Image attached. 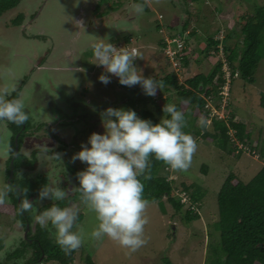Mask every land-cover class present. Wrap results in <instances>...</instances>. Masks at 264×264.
<instances>
[{
  "label": "rangeland",
  "instance_id": "rangeland-1",
  "mask_svg": "<svg viewBox=\"0 0 264 264\" xmlns=\"http://www.w3.org/2000/svg\"><path fill=\"white\" fill-rule=\"evenodd\" d=\"M89 1L23 0L17 8L0 18V95L7 99L17 92L23 81L27 80V88L20 94L19 99L22 100L25 111L29 113L30 118L26 124L30 127L33 124L34 127H31L30 135L24 139L20 151L28 159H31L33 152L39 153L34 169L23 167L20 174L25 175L27 172L32 181L38 182L47 173L49 177L47 184L61 187L66 193L65 199L78 190L77 174L87 167L79 160L73 162L72 157L82 150L81 145L87 143L91 134H103L105 131L101 124L100 112L109 107L119 106L134 109L145 102L147 108H151L162 119L164 116H160L157 106H160V102L165 101L168 96L164 90H158L157 95L152 97L155 102L152 105L139 85L131 88L122 86L114 76L109 84L101 83L98 78L105 73V69L98 66V61L93 57L94 44L102 40L104 43H112L117 49H135L139 57L134 62L135 66L146 78L155 79L165 73L174 72L182 83L187 72L189 77L200 73L209 74L219 62L224 65L226 54L223 52V46L227 37L229 35L232 37L227 42L229 46L235 47L238 44L242 46L240 17L253 11L256 5L264 6V0H206L198 6L191 4L189 0H144L150 9L149 12L144 10L142 13H136L132 7L136 0H107L105 5L113 7L115 11L103 17L107 19L105 24L100 25L101 21L95 20L88 27L89 32L96 35L94 39L86 41L83 38V41H78L79 38H76L78 45H73L71 51L64 55L72 59L73 63L68 64L60 59L57 60L59 65L57 67L53 66L55 63L52 66L47 65L50 61L49 55L54 53L52 51L54 43L58 47L61 44L71 46L69 31L74 29L73 23L83 15L81 6ZM187 11L192 15L191 19H188ZM98 14V11L94 13L95 18L99 17ZM21 15L23 16L21 25H14V21ZM123 22L128 23L122 27ZM187 22L189 31L183 37L189 39L188 44L185 38L175 37ZM115 24L121 27L116 32L114 28L111 31L103 29L113 27ZM158 25L159 31L156 30ZM82 28L85 29V26ZM191 28L195 29L198 35L190 39ZM130 37L131 45L125 47L124 40ZM211 37L219 41L220 46L208 50L205 39ZM162 40L167 45L163 50L160 44ZM175 48L179 52L189 51L191 63L186 70L181 59L175 57ZM200 49L205 54L198 53L197 57L192 58V50ZM42 64L44 66L40 69ZM38 66L40 68L37 72L35 69ZM224 69L226 72L229 70L226 65L222 72ZM34 71L35 73H32ZM254 78V84H246L242 78H233L230 84L232 93L228 95L229 97L219 94L214 98L215 101H211L209 108L214 111L218 105L221 110H218V114L216 111L213 114L223 119H229L233 113L234 122L244 123L248 132L252 134L253 140L250 145L244 146L237 142L238 147L244 150L239 156V151L229 154L220 150L216 143L196 140L198 147L192 157L191 166L186 171H176L169 167L165 174L174 182L175 197L186 203L183 204V210L176 211L166 198L160 202L148 203L145 211L148 223L143 234L145 243L136 252L129 253L127 249L106 236L100 240H92L89 234L97 224L95 214L89 211L80 199L64 205L83 215V220L78 225L83 230L84 242L82 250L77 255L76 264H87L88 258H91L94 264H165L167 258L172 264H210L208 257L211 255L212 245L217 247L221 239L220 232H215L214 224L220 219L218 197L226 179L230 174H235L244 183H250L264 167V159L259 150L254 152L252 149V147L261 149L264 143V108L261 106V96L264 94V59L259 63ZM217 79L218 77L215 81ZM38 82L43 91L50 90L53 94L59 89L63 91L57 96L59 100L66 94L67 97L72 95L76 102H81L89 109L81 107L83 110L77 113L80 116L75 118L72 112H68L74 120L69 119L65 128H59L53 120L43 117L47 111L43 109V105H39L35 96L39 91L35 84ZM55 88L58 90L54 91ZM67 97L63 100L64 106L70 103L67 102ZM54 101L57 103L56 98ZM225 103L226 108L223 109ZM93 109H96V112ZM40 110L41 113L38 115L37 112ZM42 117L45 125L38 130L36 126L41 125L43 121L38 118ZM9 124L3 122L1 125L6 137L1 136L0 129V184H8L7 164L12 151L11 144L7 142L12 136L8 129ZM231 134L234 135L235 131H231ZM54 151L59 153L55 155ZM203 166L208 167L206 175ZM182 183L188 185L196 183L206 189V195L199 206V219L190 224L184 218L186 210L191 211L189 204L191 202L188 195L182 192ZM56 202L62 201L49 199L38 201L37 208L41 209L43 205L52 206ZM35 216L33 215L32 219V229H35L37 223ZM48 229L51 238L56 241L55 229H51V225ZM76 230L75 228L74 231ZM23 235L24 227L18 218L0 214V238L5 242V247L0 253L1 261L5 260L7 253L19 247ZM31 256V252L27 253L26 258L16 260V264H25Z\"/></svg>",
  "mask_w": 264,
  "mask_h": 264
},
{
  "label": "trees",
  "instance_id": "trees-1",
  "mask_svg": "<svg viewBox=\"0 0 264 264\" xmlns=\"http://www.w3.org/2000/svg\"><path fill=\"white\" fill-rule=\"evenodd\" d=\"M22 1L23 0H0V18L9 11L17 8ZM205 1L206 0H189V2L195 6ZM139 2H142L145 6L144 10L149 12L150 9L146 2L144 0H139ZM106 3L107 0L99 1V5L96 9V12H99V16H108L112 11H115L113 7L105 5ZM102 8H104V10H102ZM187 15L188 19L192 18L189 11H187ZM240 19L241 34L243 36L240 44H242V46L239 44L235 47L229 46L227 42L232 38L229 35L224 43L223 52L226 54L227 62L232 70L239 71L240 78H242L246 84H254V75L259 67V63L264 59V6L256 5L253 11L240 17ZM22 21L23 16L21 15L14 21V25L19 26ZM188 22H190V20H188ZM188 22L182 27L181 32L175 35L176 38H185L186 44L189 43V39L183 36L189 31ZM156 30H160L159 25ZM197 35L196 30L191 28L189 38L197 37ZM131 38L132 37L124 40L125 47L131 45ZM205 40L208 50L220 46V42L214 40V37L206 38ZM160 44L162 50L167 46L164 40H162ZM183 52L179 53L177 58L181 59L184 64V70H186L190 67L191 62L188 56L189 51L184 50ZM217 52H219V49H217ZM198 53L200 55L205 54L201 49L199 51L192 50V58L197 57ZM168 63L167 65L169 66L170 64ZM222 69L223 64L219 62L209 74L200 73L196 76L189 77L187 72L182 83L174 72L165 73L162 77L155 78V80L163 82L164 87L161 90H164L168 95L165 101H161L160 106H157L158 112L160 116H165L163 112L164 106L166 104H176L177 108L183 111L186 118V126L183 130L190 134L195 141L204 140L213 142L216 143L223 152L234 154L236 151H239L238 155L240 156L244 150L239 149L237 142H240L241 145L248 146L253 140L252 134L248 132L247 126L241 122H234L235 116L233 113L230 114L229 119H223L219 115L213 114V111L208 108L209 100L215 101L214 98L221 94L222 88L226 84V80L222 75ZM217 77L218 79L215 81ZM231 93L232 87L230 89V94ZM17 97V93H13L7 99H17ZM147 98L150 104L153 105L155 103L152 97ZM181 100H187L188 103L181 104ZM163 104L164 106H162ZM146 105L147 104L144 102L141 103L138 108L131 110H134L141 119L151 120L154 124L160 123L161 119L159 114H156L151 108H147ZM261 106L264 108V94L261 96ZM124 109L130 108L127 107ZM216 109L221 110L218 105ZM201 118L209 122L206 127L202 128L199 126L198 121ZM24 126L25 129H23V126L17 127L14 124H9L10 130L13 132V154L16 151V136L20 134L17 145L20 150L24 139L30 135L31 127L27 124H24ZM231 131H235V134L232 135ZM252 149L254 152L259 150L264 159V143L261 149L258 147H252ZM33 158V161H29L18 152L16 158L12 155L9 159L6 180H10L11 186H15V188L13 187V191L10 193L12 203L0 205V214L18 218L24 229H26L27 225V221L24 218L25 216L24 214L19 215L17 213L20 194L22 195V200L25 193H27V198L31 201L37 192V187L42 188L46 182L43 180L42 186H40L41 183L36 181L34 185L30 178L19 177L18 171L21 168L26 167L30 170L34 169L36 163L35 154H33ZM167 168H169V166L164 162L156 161L154 158L151 160V178L145 180L144 177H140L141 181L144 183L143 197L148 203L160 202L166 198L176 211L181 212L184 205L175 197L176 190L174 189V182L170 181L169 178L165 176ZM203 169L206 175L208 173V167L203 166ZM11 171L14 172L13 176H11ZM181 187L182 192L186 193L192 204H195L199 209L201 201L206 195V189L196 183L190 185L182 183ZM16 188L19 189V192L16 191ZM72 198L81 200L80 192L77 190ZM66 203L67 202L64 200L57 205L59 207H64ZM218 204L220 219L214 225L215 232H220L221 239L219 243L217 242V247L212 245V251L210 253L211 255L208 257V262L210 264H264V167L250 183H244L235 174H230L219 192ZM49 206L45 207V209L49 208ZM190 210L191 211L186 210L184 218L188 224L199 219V214L195 213V209L194 211H192V209ZM25 215L29 219L28 223L31 224V231L28 233V239L22 241L21 247L16 248L11 253H7L5 260H0V264H10L12 261H14V263L11 264H16V260L26 258L29 252H31L32 256L25 264H47L50 262L58 264H76L77 255L79 251L82 250V246L70 255L65 254L56 244V241L51 238L50 230L47 227L41 228V226L36 223L35 229H32V219L27 213H25ZM82 220L83 215L79 214L77 224ZM4 247L5 242L0 238V253L3 251ZM87 264H94L91 258H88ZM165 264H172V262L167 258Z\"/></svg>",
  "mask_w": 264,
  "mask_h": 264
},
{
  "label": "clouds",
  "instance_id": "clouds-1",
  "mask_svg": "<svg viewBox=\"0 0 264 264\" xmlns=\"http://www.w3.org/2000/svg\"><path fill=\"white\" fill-rule=\"evenodd\" d=\"M132 7L136 13H142L145 6L137 0ZM93 57L98 61L97 65L105 69V73L98 78L104 85L109 84L114 76L122 86L131 88L139 85L148 97H155L157 91L164 87L163 82L146 78L140 69L138 71L134 63L139 58L135 49H117L112 43L101 40L93 45ZM225 65L231 73V81L240 78L239 71L232 70L227 58L223 68ZM223 72L225 78L226 73ZM180 103L188 101L181 100ZM163 112L165 116L160 123L154 124L151 120L141 119L134 110L109 107L100 112L104 133L91 134L87 143L81 145L82 150L72 157L73 162L79 160L87 165L84 171L77 174V189L81 202L95 214L97 224L89 234L92 240L106 236L129 253L136 252L145 243L143 234L148 223L145 215L148 202L143 197L144 183L140 177L145 180L151 178L153 158L176 171H186L191 166L198 145L183 130L186 126L183 111L173 103L166 104ZM29 118L21 99L9 100L0 95V121L20 127ZM208 123L204 118L198 121L202 128ZM12 191L13 186L0 184V205L7 202ZM16 191L19 192V189ZM65 198L66 193L59 186L45 184L39 192V201H63ZM189 204L192 211L195 209V213L200 214L195 204ZM33 207V202L25 193L17 213L23 215ZM78 217L77 210L61 208L54 203L34 219L41 228L51 225L55 229L56 244L70 255L84 242L83 230L77 224ZM74 228L77 230L73 231Z\"/></svg>",
  "mask_w": 264,
  "mask_h": 264
},
{
  "label": "flooded vegetation",
  "instance_id": "flooded-vegetation-1",
  "mask_svg": "<svg viewBox=\"0 0 264 264\" xmlns=\"http://www.w3.org/2000/svg\"><path fill=\"white\" fill-rule=\"evenodd\" d=\"M99 1L100 0H90L89 3H87V4L85 3V5L83 4V6H81L82 9H80V10H81V12L83 13L84 16L83 15H82V17L79 16L78 20L73 23V25H74L73 28L74 29L71 30V31H69V34H68V37H69V39L71 41V46H68V45H65V44H61V46L58 47V45H56L54 43V46L52 48V51L54 53L49 55L48 59H50V61L48 62V64H47V62H45L47 65H51L52 66V64L55 63V64H53V66H56L57 67V66H59V65H57V60H60V59L66 61L68 64L73 63V60L72 59H69V58L65 57L64 55H66L67 52L71 51L73 45L76 46V44L79 43V42H76V38H79L78 41H81L83 38L86 41L87 40L91 41V39H94V37L96 35H94L93 33L91 34V32H89V30H88V27L91 26V24H93V22L95 20H100L101 21L100 22L101 23L100 25L105 24V21L107 20V19H103L104 16H99L97 18H95L96 16H94V13L96 12V9H97V7L99 5ZM84 7H87L88 9H85ZM101 19H103V20H101ZM127 23L128 22H123L124 25H122V27L125 26V25H127ZM84 26H85V29L82 28ZM118 28L119 29L121 28L120 25H118V24H115L113 27H110V26H108L107 28L106 27H103L104 30L111 31L113 29L115 32H116V30H118ZM72 36H74V38H72ZM51 38L53 39V36H51ZM74 39H75V41H73ZM43 66H44V64H42L40 66L41 68L39 66L36 67L35 71L38 72L39 71V68L42 69ZM35 71L32 72V73H35ZM27 83H28L27 80L23 81V83L20 84V86H18L17 92L16 91L14 92V93H17V95H18L17 99H19L20 94L21 93L23 94V92L25 91V88H27V86H26ZM35 84H36V86L39 87V91H37L38 93L35 94V96H37V101L39 102V105H43V109H46V111H47L46 114L43 117H46V118L48 117V119L50 118L51 120H53L59 128H65L68 125V123H69V119L74 120L73 117H70L69 116V113L68 112H72L74 114V118H75V116L76 117L80 116V115H77V113H78L79 110H83V108L89 109L88 106L83 105L81 102H76L75 97L72 96V95H69V97H67L66 96L67 94H66V95H64L63 99L59 100L57 98V96L59 94H62L63 93V91H61L59 89V87H58L59 91H57L58 89L55 88L54 91H57V92L53 94V92H51L50 90L43 91L42 86H41V84L39 82H38V84L37 83H35ZM44 90H47V89H44ZM65 97H67V102L68 103L70 102L68 105H66L67 107L63 105V100L65 99ZM54 98H56V102L58 104L55 103ZM59 104H61V105H59ZM81 107H83V108H81ZM62 108H63V110H62ZM63 111H66V112H63ZM95 112H96V109H95ZM37 113L39 115L41 113V110H40V112H37ZM43 117L42 118H38L40 120H43L40 123L41 125L36 126V127H38V130L39 129L41 130V128L45 125L44 124L45 120H44ZM80 118L81 117H79V120H80ZM3 122H5V121H0V129H1V136L2 137L5 136V131H4V129H2L3 127H1V125H3ZM46 125H48L47 122H46ZM31 127H34V125L32 124ZM8 129H10L9 128V125H8ZM23 129H25V128H23ZM10 132L12 133V136L7 140V142H8V144L10 143L11 144V147H12L13 132L11 130H10ZM19 136H20V134L17 135L16 138H15L16 151H15L14 154L11 151V153L9 154L10 155V158L12 157V155L14 156V158H16L18 152H20V154H22L21 151L19 150V147H17L18 140H19ZM54 153H55V155H57L59 152L58 151H54ZM54 153H53V155H54ZM33 154H35V156H36L35 159H36V162H37V156H38L39 153L38 152H33ZM23 156L25 157V159H27L29 161H33L34 160L33 156L31 157V159L26 158L25 154ZM35 165H36V163H35ZM24 168H26V167H24ZM21 170H22V168L18 171L19 177H21V178H30L28 176V173L27 172H26L25 175H21L20 174ZM13 174H14V172L11 171V176H13ZM62 176L66 177L65 175H62ZM48 178L49 177H47V173H45V176H42V178H40V181H39L41 183L40 186H42L43 180L46 181L44 183V185L47 184L49 182L48 181L49 180ZM6 181H8V180H6ZM32 182L34 183V185L36 184L35 183L36 180L35 181H32ZM7 183L9 185H11V181L10 180ZM13 187L15 188V186H13ZM16 189H18V188H16ZM40 190H41V187H37V192L34 195V198H32V200H31L33 202V204H34V207H33V209L30 212H27L28 216H30L31 219H33V215L40 214V212L44 211L43 209H45V207H48L49 206V205H46V206L43 205L41 207V209L40 208L39 209L37 208V203L39 201V192H40ZM74 194L71 197H68V199H65V201L67 202L66 205L68 204L69 201L75 200L74 198H72L74 196ZM21 197H22V195L20 194V198H19V201H18L19 206H20ZM7 203L8 204H11L12 203L11 195H9V197L7 198ZM55 204H58V203L56 202ZM49 207H51V206H49ZM61 208H63V207H61ZM24 216H25L24 218L27 221V225H26V229H24V235H23V239L22 240H27L28 239V233H29V231H31V224L28 223L29 222L28 217L25 214H24ZM20 223H21V221H20ZM22 240H21V242L19 244V247H21Z\"/></svg>",
  "mask_w": 264,
  "mask_h": 264
},
{
  "label": "built area",
  "instance_id": "built-area-1",
  "mask_svg": "<svg viewBox=\"0 0 264 264\" xmlns=\"http://www.w3.org/2000/svg\"><path fill=\"white\" fill-rule=\"evenodd\" d=\"M180 48H182V47H180ZM175 57H177V55L179 54V53H181V52H183V51H181V52H179L178 51V49L177 48H175ZM173 55V56H174ZM224 71H225V73H226V76H225V79H226V86H224L223 88H222V91H221V94L220 95H223V96H225V97H229L228 95H230V81H231V78H232V76H231V73L229 72V71H227L226 72V70L224 69ZM229 85V86H228ZM225 101V100H224ZM211 107V100H209V104H208V108H210ZM226 108V103H225V105L223 106V109H225ZM214 111H216V114H218V110L215 108V110ZM213 111V112H214ZM241 149V148H240Z\"/></svg>",
  "mask_w": 264,
  "mask_h": 264
}]
</instances>
